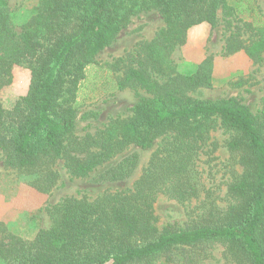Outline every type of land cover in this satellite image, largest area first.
<instances>
[{
	"label": "trees",
	"instance_id": "obj_1",
	"mask_svg": "<svg viewBox=\"0 0 264 264\" xmlns=\"http://www.w3.org/2000/svg\"><path fill=\"white\" fill-rule=\"evenodd\" d=\"M245 1L251 21L239 17L232 0H40L20 34L6 0H0V91L13 70H30L27 94L11 108L0 100V151L4 165L22 173L29 186L50 194L61 174L88 178L129 147L151 149L142 176L127 191L93 200L66 197L47 208L52 225L24 239L0 221L1 264H198L216 245L234 264H264V98L253 113L236 97L202 100L190 90L212 86L214 63L203 60L194 74L172 60L193 26L225 27L223 56L239 51L255 62L264 54V12ZM156 10L164 20L151 41L138 43L110 64L115 88L144 90L127 118L111 120L98 135L76 134L80 91L96 58L128 28L131 18ZM114 76L112 68L122 69ZM229 134L225 146L242 168L227 188L226 205L204 204L187 226L159 227L155 204L163 194L182 205L210 193L201 163L215 160L219 145L210 134ZM135 158V159H134ZM136 164L126 158L117 168ZM119 177V176H118ZM117 178V176H115Z\"/></svg>",
	"mask_w": 264,
	"mask_h": 264
},
{
	"label": "rangeland",
	"instance_id": "obj_2",
	"mask_svg": "<svg viewBox=\"0 0 264 264\" xmlns=\"http://www.w3.org/2000/svg\"><path fill=\"white\" fill-rule=\"evenodd\" d=\"M6 2L13 17L14 30L20 34L24 23L32 15L40 0H6ZM255 2L264 12V0H255ZM232 3L236 6L240 18L244 21L252 20L245 1L232 0ZM164 26V20L158 11L139 13L131 18L128 28L119 34L117 40L97 56L96 60L99 64L89 69L85 87L80 91L81 110L77 121V135L100 134L111 120L130 116L131 109L138 103L140 95L148 96L144 90H117L108 67L116 60L126 57L138 43L151 41ZM224 26L222 11L219 12V25L215 29L207 23L193 26L188 31L186 43L173 52L172 60L180 73L194 74L198 71L201 62L211 57L214 63L212 86L190 90L187 95L202 100L236 97L241 99L253 113H257L262 109L264 98V54L260 62L251 60L244 51L223 56ZM119 65L122 69L112 68L114 76L122 74L125 65ZM30 81L29 69L22 66L15 67L12 84L0 91L3 105L11 108L20 97L27 94ZM228 138L229 134L221 128L210 134L209 143L217 142L219 145L214 153L216 159L206 162L207 156H205L201 163L203 181L207 189L211 190L210 193H203L200 201H192L189 205H182L163 194L158 196L155 208L160 228L168 224L177 227L187 226L198 213L203 212L204 200L207 204L215 201L220 206L226 205L228 184L242 172V168L225 146ZM159 145L160 141H157L147 150L133 145L84 179L71 177L64 169L63 162H59L57 169L61 179L50 194L38 192L28 185L26 176L17 170L6 168L0 151V221L11 232L24 239H32L40 229L51 227L52 221L46 209L64 198L86 196L93 200L107 192L132 189ZM134 156L136 164L130 173H128L130 166L117 168L126 158ZM209 253L210 256L198 264H234L227 260L224 248L220 245H216ZM155 264L181 263H169L159 257Z\"/></svg>",
	"mask_w": 264,
	"mask_h": 264
}]
</instances>
